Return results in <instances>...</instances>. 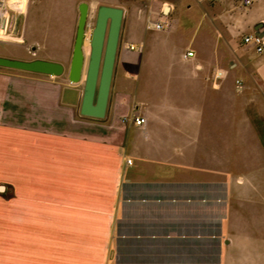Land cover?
Here are the masks:
<instances>
[{
  "label": "crops",
  "instance_id": "0c3cea01",
  "mask_svg": "<svg viewBox=\"0 0 264 264\" xmlns=\"http://www.w3.org/2000/svg\"><path fill=\"white\" fill-rule=\"evenodd\" d=\"M100 2L127 13L130 0ZM137 2L173 27L120 43L103 120L81 116L84 86L67 77L0 67V189L21 223L11 263L264 264L262 139L243 134L239 95L264 108V53L243 42L264 33V0ZM203 2L214 20L194 19Z\"/></svg>",
  "mask_w": 264,
  "mask_h": 264
},
{
  "label": "rangeland",
  "instance_id": "374dc122",
  "mask_svg": "<svg viewBox=\"0 0 264 264\" xmlns=\"http://www.w3.org/2000/svg\"><path fill=\"white\" fill-rule=\"evenodd\" d=\"M76 0H27L26 9L24 12L13 15L14 21V33L10 38L0 39L1 44L5 42L10 43L8 47L11 50V59L18 60H29L33 59H44L47 58L50 61L59 62V58L66 56L67 54L72 55V49L74 46L77 22L79 16V10H76V22H71V11L75 5ZM101 0H84L90 6V14L88 18L86 40H85V54L86 62H88L90 54V41L92 31L95 27L97 11L101 4ZM140 0H130L127 5L128 11L125 15L121 42L126 41L127 38H141L142 33L146 34V30L140 28L142 26L148 27L147 21L151 16H157L161 14V7L154 10L156 13L149 15L148 11H139L138 2ZM154 1V0H150ZM237 1V0H236ZM240 1V0H238ZM149 0H146L148 5ZM201 10L194 14V19L199 21L207 19L214 20L218 11L211 2H203L198 4ZM79 8V6H78ZM168 13V11H166ZM171 19H181L185 21L186 14H171ZM206 17V18H205ZM212 32V29H209ZM147 36H164L169 32H157L148 30ZM181 38L187 37L186 30H183L179 35ZM21 40V41H20ZM70 61L66 65L67 70L69 69ZM86 74V67L83 76V80L80 86H84ZM67 77V75H64ZM68 78V77H67ZM241 108L243 125V134H253L259 136L261 145L259 146V152L256 156V163L259 166L258 172L251 173L253 179L264 180V171L261 167H264V108L251 107L252 94L248 92H241ZM253 105V104H252ZM253 119L257 122V125L253 123ZM243 146L251 147L254 152V146H251L248 141H243ZM246 147V149H249ZM7 183L0 182L1 186H7ZM11 194L10 189L7 187L3 192L0 189V264H15L16 261L11 263V259L15 260L16 253L11 250V244H16V229L20 232V222L18 227L16 223L10 220L11 212ZM20 234V233H19ZM17 243H20V238ZM20 255V254H18Z\"/></svg>",
  "mask_w": 264,
  "mask_h": 264
},
{
  "label": "water",
  "instance_id": "95a60500",
  "mask_svg": "<svg viewBox=\"0 0 264 264\" xmlns=\"http://www.w3.org/2000/svg\"><path fill=\"white\" fill-rule=\"evenodd\" d=\"M78 10L76 38L68 70L65 65L55 61L6 57H0V67L52 77L67 75L72 84L82 82L86 67L80 114L103 120L108 113L126 11L118 6H99L86 62L84 46L90 6L82 2Z\"/></svg>",
  "mask_w": 264,
  "mask_h": 264
},
{
  "label": "built area",
  "instance_id": "2783aa9c",
  "mask_svg": "<svg viewBox=\"0 0 264 264\" xmlns=\"http://www.w3.org/2000/svg\"><path fill=\"white\" fill-rule=\"evenodd\" d=\"M23 1L25 0H0V39L10 38L14 33V21L12 14H18L24 12ZM212 2H220L222 0H210ZM243 5L249 7L253 4V0H242ZM148 28L153 31H166L173 27V23L170 19L165 18L162 15L151 16L147 21ZM243 42L246 45L253 46L257 53H264V33L261 34H249L243 37ZM130 50L136 51L139 49L137 45H131ZM195 56L194 52H187L185 58H192ZM221 75V74H220ZM236 86L239 90H242V82L237 80ZM135 123L138 126H143L147 123L145 117H136ZM130 162V161H129Z\"/></svg>",
  "mask_w": 264,
  "mask_h": 264
},
{
  "label": "bare ground",
  "instance_id": "6f19581e",
  "mask_svg": "<svg viewBox=\"0 0 264 264\" xmlns=\"http://www.w3.org/2000/svg\"><path fill=\"white\" fill-rule=\"evenodd\" d=\"M21 41V40H20Z\"/></svg>",
  "mask_w": 264,
  "mask_h": 264
}]
</instances>
